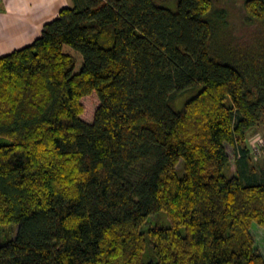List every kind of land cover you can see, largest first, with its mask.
<instances>
[{
    "label": "trees",
    "instance_id": "16d2710c",
    "mask_svg": "<svg viewBox=\"0 0 264 264\" xmlns=\"http://www.w3.org/2000/svg\"><path fill=\"white\" fill-rule=\"evenodd\" d=\"M242 8L70 0L0 56V264H264V0Z\"/></svg>",
    "mask_w": 264,
    "mask_h": 264
},
{
    "label": "crops",
    "instance_id": "0c3cea01",
    "mask_svg": "<svg viewBox=\"0 0 264 264\" xmlns=\"http://www.w3.org/2000/svg\"><path fill=\"white\" fill-rule=\"evenodd\" d=\"M70 0H0V56L31 44Z\"/></svg>",
    "mask_w": 264,
    "mask_h": 264
},
{
    "label": "rangeland",
    "instance_id": "374dc122",
    "mask_svg": "<svg viewBox=\"0 0 264 264\" xmlns=\"http://www.w3.org/2000/svg\"><path fill=\"white\" fill-rule=\"evenodd\" d=\"M154 2L158 5L166 6L169 8H176L177 6V0H154ZM214 2L219 5L227 8L230 13V19L233 23L236 24L237 27H240L239 25L242 22V0H214ZM85 104V111L82 115V117L86 120L91 119L93 115V110L95 108V98L90 97L87 98L84 102ZM248 145L251 148L252 146L258 147L261 142H263L262 146L256 150L251 151L253 163L257 164H264V124L259 125L255 130H253L249 137H248ZM261 141V142H259ZM227 152L231 158V161H233V149L226 145ZM252 149V148H251ZM181 166V163L180 165ZM233 166L231 169V172L233 173ZM167 217L165 213H161L159 215L150 216L146 222L143 224L142 229H145L147 226H150L152 224H167ZM16 228L11 226H1L0 227V245L7 243L11 238H13L16 234ZM250 231L255 237V248L264 256V228L260 226L255 221L251 223Z\"/></svg>",
    "mask_w": 264,
    "mask_h": 264
},
{
    "label": "built area",
    "instance_id": "2783aa9c",
    "mask_svg": "<svg viewBox=\"0 0 264 264\" xmlns=\"http://www.w3.org/2000/svg\"><path fill=\"white\" fill-rule=\"evenodd\" d=\"M259 142H261V141H259ZM262 144H263V142H261L260 144H259V146L258 147H256V146H252L251 148V151L253 150V151H256L259 147H260V145L262 146Z\"/></svg>",
    "mask_w": 264,
    "mask_h": 264
}]
</instances>
